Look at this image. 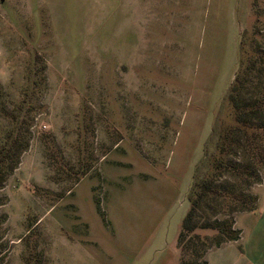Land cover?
Returning <instances> with one entry per match:
<instances>
[{
	"label": "rangeland",
	"instance_id": "rangeland-1",
	"mask_svg": "<svg viewBox=\"0 0 264 264\" xmlns=\"http://www.w3.org/2000/svg\"><path fill=\"white\" fill-rule=\"evenodd\" d=\"M146 3L0 0V264H257L264 0Z\"/></svg>",
	"mask_w": 264,
	"mask_h": 264
},
{
	"label": "crops",
	"instance_id": "crops-1",
	"mask_svg": "<svg viewBox=\"0 0 264 264\" xmlns=\"http://www.w3.org/2000/svg\"><path fill=\"white\" fill-rule=\"evenodd\" d=\"M151 3H146V13L150 11V8L155 11V16H163V10L165 7L164 0H150ZM182 1V0H181ZM153 4L155 5V9L153 8ZM177 4H179L177 2ZM236 4L234 3L233 6ZM256 204L258 206V214L256 217L249 216L254 209L248 211L247 213L242 214L241 216H249L246 218V223L248 225V233L247 239L248 242L246 243V247L249 250H252V242H255L257 247V264H264V177L262 184L260 185L257 193V200ZM240 216V217H241ZM238 217V219L240 218ZM238 223V222H237ZM239 225V223H238ZM240 226V225H239ZM251 253V251H250Z\"/></svg>",
	"mask_w": 264,
	"mask_h": 264
},
{
	"label": "trees",
	"instance_id": "trees-1",
	"mask_svg": "<svg viewBox=\"0 0 264 264\" xmlns=\"http://www.w3.org/2000/svg\"><path fill=\"white\" fill-rule=\"evenodd\" d=\"M198 185H201L204 189L206 187V189H210L211 191H215V188L214 187H211L210 185V182L209 180H201L198 182ZM192 213H193V209L192 207L190 206L187 211L185 212V214L183 215L182 219H181V222H180V230L178 231V234H177V245L178 247L181 248V238H182V229H187V230H190L192 228V225L190 224V219L192 217ZM238 237V232H235L233 233L232 235H230L229 237H227L228 239H236ZM222 241V240H220ZM220 241H217L215 242L214 245H218V243Z\"/></svg>",
	"mask_w": 264,
	"mask_h": 264
}]
</instances>
